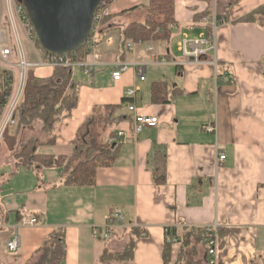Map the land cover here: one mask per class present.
<instances>
[{
	"label": "crops",
	"instance_id": "1",
	"mask_svg": "<svg viewBox=\"0 0 264 264\" xmlns=\"http://www.w3.org/2000/svg\"><path fill=\"white\" fill-rule=\"evenodd\" d=\"M120 1L109 8L110 15L118 16L95 28L97 44L81 63L96 66L90 74L76 68L83 82L77 109L63 122L57 144L38 150L69 156L71 142L94 106L123 105L126 91L134 87L139 89L137 112L157 117L159 126L136 134L134 113L123 105L117 116L127 120L114 130L119 156L113 167L98 171L93 187L59 186L58 170L20 168L14 154L1 151L0 264H29L57 230L66 239L62 264H96L105 248L123 251L134 229L148 233L136 243L134 264H165L169 238L178 240L171 246V264L205 262L210 258L198 230L213 225L230 232L219 238L218 264H264V23L239 22L264 6V0H175L171 39L136 44L124 59L120 32L144 22L150 0L124 6ZM203 37H215L216 50L200 63L187 62L181 42ZM120 63L145 65V81L130 69L115 83L112 72ZM42 71H50L44 78L54 72ZM161 80L176 91L172 102L155 105L151 88ZM215 122L218 136L204 129ZM119 131L125 133L121 141ZM39 135L34 139L43 142L44 133ZM221 152L226 160L217 166ZM159 153L166 155L165 178L154 175ZM115 211L124 214L125 223L111 239H95L93 229L103 227ZM16 235L20 247L12 253L8 243Z\"/></svg>",
	"mask_w": 264,
	"mask_h": 264
},
{
	"label": "trees",
	"instance_id": "2",
	"mask_svg": "<svg viewBox=\"0 0 264 264\" xmlns=\"http://www.w3.org/2000/svg\"><path fill=\"white\" fill-rule=\"evenodd\" d=\"M113 0H104L102 7L110 8ZM135 7L119 15H125ZM144 22H134L120 32L119 51L121 59L127 53V44L168 42L172 36L175 21V0H150L146 7ZM210 14V12L208 13ZM107 16L100 24L105 26L113 17ZM164 16V22L159 17ZM227 21V19H226ZM217 22L222 23L223 17L217 16ZM244 23H264V6L247 14L239 20ZM97 44L94 35L89 44L76 54H70L73 61L82 63L92 52L91 47ZM99 44V43H98ZM37 46L41 48L37 41ZM83 82L74 79L73 71L67 67H56L53 75L48 78L36 77L34 72L28 73L25 89V99L18 112V125L13 132L8 130L1 145L14 154L17 166L27 170L37 167L43 170L56 169L60 172L59 186L66 187H93L97 184V174L100 169L111 168L119 156L120 144L116 142L115 128L127 120L124 116H117L123 105H96L91 114L79 128L75 139L71 142L72 152L69 156L48 155L38 150L41 147H52L57 144L59 134L66 119L72 117L80 101V91ZM176 91V90H175ZM172 84L161 80L153 83L151 88V102L155 105H164L172 102L175 95ZM36 122L42 123L41 132L45 135L43 142L31 139L26 144L19 142L20 132L33 126ZM110 130H113L112 132ZM110 131V132H109ZM0 148V149H1ZM166 155L157 154L154 175L165 178ZM55 187H57L55 185ZM169 229L167 234H169ZM205 230H198L199 241ZM219 238L230 232L218 229ZM148 238V233L142 229H134L129 235V241L123 251H112L105 248L96 264H134L135 247L140 239ZM185 242V246L186 243ZM205 244V241H204ZM172 243H167L164 252L165 264H171ZM184 248V246H183ZM67 255L66 239L61 230L52 232L44 241L42 247L35 253L29 264H62ZM183 252L180 254L182 259ZM191 264H210L207 261H194Z\"/></svg>",
	"mask_w": 264,
	"mask_h": 264
},
{
	"label": "built area",
	"instance_id": "3",
	"mask_svg": "<svg viewBox=\"0 0 264 264\" xmlns=\"http://www.w3.org/2000/svg\"><path fill=\"white\" fill-rule=\"evenodd\" d=\"M119 0H113L117 2ZM110 15L109 8L102 6L98 10L95 18V28L101 26V22ZM160 22H164V16L159 17ZM214 25L217 27L216 18ZM24 40L32 46L36 62L29 61L24 51ZM37 37L27 13L26 7L18 0H0V147L4 142L5 134L8 130L17 128L19 108L25 99V89L27 85L28 73H36L35 70L52 69L62 66L74 71L78 67L85 69V74H90L94 63L86 65L73 61L70 55H52L44 52L42 48L37 49ZM135 45L128 42L127 49L133 52ZM180 50L187 62L200 63L204 55L215 51V37H203L198 41L184 39L180 44ZM148 52H154L152 46H147ZM99 59V58H97ZM130 69H134L140 81H145L146 66L138 63H120L114 66L112 78L115 83L121 81L123 75ZM38 76V75H36ZM39 78H44L40 76ZM139 89L134 87L128 89L125 93V99H128L125 106L128 111L134 113L133 130L136 134L142 133L145 129H153L159 126V119L154 116H148L137 112L134 99ZM209 134L218 136L217 122L204 127ZM123 131L118 132V138L124 136ZM219 151L222 147L218 145ZM226 160L225 153H219L217 166ZM125 223V216L120 211L111 213L103 227L93 229V237L97 240L107 241L111 239L113 232ZM218 225L205 227L204 241L210 258V264H218ZM177 239H170L168 243L177 242ZM20 247L19 236H14L8 243L10 252L15 253Z\"/></svg>",
	"mask_w": 264,
	"mask_h": 264
},
{
	"label": "water",
	"instance_id": "4",
	"mask_svg": "<svg viewBox=\"0 0 264 264\" xmlns=\"http://www.w3.org/2000/svg\"><path fill=\"white\" fill-rule=\"evenodd\" d=\"M27 9L42 50L76 54L90 43L104 0H18Z\"/></svg>",
	"mask_w": 264,
	"mask_h": 264
},
{
	"label": "rangeland",
	"instance_id": "5",
	"mask_svg": "<svg viewBox=\"0 0 264 264\" xmlns=\"http://www.w3.org/2000/svg\"><path fill=\"white\" fill-rule=\"evenodd\" d=\"M133 0H121L119 5L120 6H124L127 5L129 3H131ZM100 39V38H99ZM37 49H39V47L37 46ZM24 51L29 59V61L31 62H36L38 60V58L35 56V52L32 48V46L28 43V41L24 40ZM35 76L36 77H40L43 76L45 74H50V71H42V70H35ZM81 70L79 69H75L74 70V79L75 80H81ZM40 127L42 128V123L41 122H36L33 126L31 127H27L26 129L22 130L20 132V138H19V142L21 144H26L27 142H29L31 139H34L36 136H40L39 134H42V132L40 131ZM16 128L12 129L13 132H15ZM1 148V147H0ZM8 150L6 146H2V149H0L1 151H6Z\"/></svg>",
	"mask_w": 264,
	"mask_h": 264
}]
</instances>
